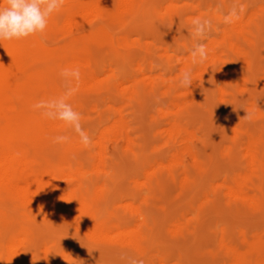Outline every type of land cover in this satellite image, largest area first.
I'll list each match as a JSON object with an SVG mask.
<instances>
[{
    "label": "rangeland",
    "instance_id": "1",
    "mask_svg": "<svg viewBox=\"0 0 264 264\" xmlns=\"http://www.w3.org/2000/svg\"><path fill=\"white\" fill-rule=\"evenodd\" d=\"M142 1L140 8L122 13L118 6L116 8L114 0H111L112 11L123 23L126 22V25L123 27L113 25V28L115 27L112 31L114 41L106 45H92V61L104 67L106 72L114 70L118 81L128 78L129 83H126L128 87L122 86L121 88H125L124 92L106 96H99L91 91L85 92L82 105H74V100L72 101L71 96L69 97L68 102L73 109L81 113L82 126L92 139L91 146L85 147L80 142L79 136L65 124V128L57 134L69 135V141L56 143L54 149H48L52 144L44 141L36 164L49 167L84 168L83 171L89 174L83 177L84 182L93 179L98 187H106L103 188L101 204L98 203L95 208L97 218L109 224H115L119 218H133L150 241L148 254L144 256L133 254L129 249L103 237L94 241L89 240L87 236L71 228L64 217L48 216L36 209L18 206L6 198H0V215L6 219L10 216L7 220L9 239L22 233L27 235L29 245L26 249L25 247L21 249L29 253L25 257V262L34 264L63 262L64 264H141V262L142 264H230L226 255V245L242 249L243 252L252 251L254 248L251 246L258 247V250L264 253V207L239 205L235 199L227 195L229 187L226 186L228 182L230 183L228 185L233 187L235 181L242 177L252 179L251 181L254 182L261 181L263 185L258 192L264 201V172L262 169L253 171V169L250 170L251 167H248L250 166V149L255 144L264 142V36H262L264 35V0H226L225 5L221 6V9L226 11L225 15L219 14V0H173L177 1L175 2L177 4L172 0ZM236 4L239 8L242 7L241 10H235ZM70 5L71 0H65L64 6L49 18L48 31L43 37L37 34L45 49H59L72 37L80 34L87 36L92 31L84 27L78 28L76 32L69 30L66 23L73 18L70 15ZM253 8L254 11L251 10ZM242 10L246 13L240 14ZM172 11L176 14L173 15ZM232 12L238 16L246 15V17L243 16L244 21L251 15L257 14L259 27L256 24V40L253 46L244 44L248 51L245 55L248 66L236 58L224 44L218 47L224 59L218 64L220 69L235 66L239 78L242 76L247 78L248 83L238 84L223 94L221 92L223 82L220 79H213L210 82L194 80L193 83L196 86L193 88V96L181 97L187 106L179 110L177 107L173 109L172 107L176 106L175 103L180 97L178 99L176 96L175 99L163 93L166 92L167 86H174L178 82L177 77L180 76L178 68L180 64L174 67L171 56L191 55L190 50L195 43L191 33L193 21L197 19L210 21V28L203 40L206 46L213 41L221 42L224 32L231 27V23H225V17ZM173 16L179 18L171 22L168 18ZM87 19L92 20L94 26L92 29L103 22L98 17ZM122 39H125V46L121 48V45H116L115 42ZM123 49L129 52L135 51L137 59L134 63L121 62L119 57L120 53L124 52ZM48 62L43 57H37L31 61L28 69L33 80L40 82L39 94L51 91L58 85L63 87L62 92L67 91L69 85L60 74L62 70H55L49 74L46 68ZM137 66H142L146 74L151 72L147 75L157 81L163 75L167 83L162 86L161 91L145 92L142 98L136 101L130 96L135 84L140 82L142 85H148ZM61 91L57 92L55 97L63 95L64 92ZM177 92L179 96L180 92L183 95L187 91L179 89ZM157 102H159L158 105H156ZM114 105L118 106V110H122L129 131L137 140L134 151H141V156L135 157L129 151L119 149L117 170H111L108 174H99L89 169L88 162L91 159L92 150H97L95 142L102 128L105 129L118 119ZM247 113L249 118H245ZM173 121H177L179 134L177 139L171 140L166 130L172 126ZM191 134L193 136L190 140L188 137ZM106 148L109 152L108 156H111L114 149L113 143L108 142ZM184 148L191 149L199 155L197 164H194L189 155L184 156L183 169L191 177L189 185L170 182L163 184L160 188L152 189L150 186L154 176L150 174L156 169L154 161L159 160L158 163L168 164L172 156L184 151ZM191 163L193 165H190ZM72 172L74 173L71 170L70 173ZM141 179H144L145 183ZM78 182L70 181V187L74 188L76 184H79ZM87 194L90 199L97 196L94 188L87 187ZM148 194H150L149 202L147 206H144L143 201ZM131 207H139L143 212L140 216H132L129 212ZM139 218L145 225L139 222ZM220 243L224 244V248L219 245ZM52 252H57L60 256L64 254L65 257L62 260L58 257L49 262L45 258ZM259 263H264V255L258 256L250 264Z\"/></svg>",
    "mask_w": 264,
    "mask_h": 264
},
{
    "label": "bare ground",
    "instance_id": "2",
    "mask_svg": "<svg viewBox=\"0 0 264 264\" xmlns=\"http://www.w3.org/2000/svg\"><path fill=\"white\" fill-rule=\"evenodd\" d=\"M110 1L111 0H71L70 15H72L73 18L69 23H66L69 30L76 32L78 28L80 29L81 27H84L85 29L88 28V30L91 29L92 31L89 32L87 36L80 34L72 37L59 49H45L42 40L38 39L37 35L21 40L0 41V198H6L11 201V203L18 206L36 209L48 216L54 215L64 217L71 228L81 232L87 236L89 240L94 241L103 237L129 249L133 254L144 256L148 254L147 252L150 241L148 240L147 235L141 231L142 228L139 225H136L133 218H119L115 224H109L104 220H99L97 218L95 208L102 200L101 197L104 195L103 188L106 187H98V184L93 179L84 182L83 177L87 174L86 171H83L84 168L73 166V168L49 167L36 164L37 156H39V152H41L40 148L42 143L44 141L51 142L52 145L48 149H54L56 143H53V138L59 135L57 134L58 131L64 129L65 124L58 120L47 119L41 115L40 111L33 109L32 106L38 101L55 98L56 93L60 92L63 87H60L61 85H56L57 87L53 88L51 91H45L43 94H39V89L41 87L40 82L34 81L32 74L28 72L32 60L37 57L47 59L49 62L48 67L46 68L50 72L49 74H52L55 70L67 69L69 73L72 69L78 68L80 70L79 81L70 74L66 77L64 76L66 84L69 85L68 90L75 89L74 93L71 95L72 101L74 100V105H82L84 100L83 94H85V92L89 93L88 91H91V93L99 94V96H106L107 94L111 95L116 92H124L125 88H121L122 86L128 87V84H126L128 78L118 81L114 75V70L106 72L104 67L100 66L95 61H92V45H106L108 42L114 41L112 31H114L115 27L113 28V25H119V27L126 25V22L123 23V21L116 16V13L112 11ZM142 2V0H114L116 8L118 6V9H121L122 13H127L140 8L143 4ZM172 2L175 3L177 1L172 0ZM218 2L220 5L218 8V10L220 9L219 14L225 15L226 11L221 9V6L225 5L226 0H219ZM4 3L5 0H0V6H3ZM240 8L238 7V4L235 5V10H241ZM251 10L254 11V8ZM262 10L260 12H262ZM172 12L173 15L176 14L175 11ZM241 12L242 13L240 14L246 13L245 10H242ZM243 16L246 17V15H242L238 16V18H232L231 27L224 32L221 42L211 40L213 42L208 43L209 45L206 46L208 56L206 62L203 64L193 66L191 55L188 57H181L179 54V56H171V62L174 67H177L180 64L178 67L180 70V76L177 77L178 82H176L174 86H167L166 92L163 93L170 95L172 98L175 97V99L176 96L177 98L180 97V99L178 98L180 101L178 100L177 103H175L173 99L176 105L175 107H172L173 105L171 106L173 109L176 107L178 110L185 108V106H187L186 102H183L181 97L184 98V96L192 95L194 93L193 88L196 84L193 83L190 87H182L180 85L182 74L186 71L191 70L193 81L204 80L205 82H210L213 79H220L223 82V85L221 86V92L223 94H226L229 89L231 90V88L238 84L248 83L247 78L243 76L239 78L235 66L220 69L218 64L224 60L223 56L218 51V47L224 44L236 58L241 60L245 66H248V63L245 62V55L248 51H246L244 44L253 46L255 43L257 14L251 15L246 21L243 20ZM96 17L102 19L103 22L92 29V27H94L93 22L87 18L92 19ZM178 18V16H173L168 19L171 22H174ZM47 29L48 28H46L45 33L48 31ZM262 36L264 35L262 34ZM129 41H131V39ZM146 41H148L147 38ZM115 43L116 45H121L120 47L122 48L125 46V39L118 40ZM127 51L124 50V52L120 53L119 58L121 62L134 63L137 59V54L134 53L135 51ZM142 66L137 67H139V71L142 73V77L147 81L148 85H142L139 81V83L135 84V88L130 92V96L136 101L141 99L145 92L156 93L161 91L162 86L167 83L163 75H160L161 77H159V81L155 80L152 76H149V73L151 72H148L147 74L149 75H147L144 72V69H142ZM170 78L173 77L170 76ZM261 78L262 77H260V79ZM179 89H185L187 92L183 93V95H181L180 92V95L178 96L177 91ZM205 91H207V89H205ZM158 103L159 102H157L156 105H158ZM114 108L117 110L118 119L105 129L102 128L103 130L100 131L98 140L95 142L97 150H92V156L88 162L89 169L95 173L108 174L111 170H117L119 149L129 151L135 157L141 156V151H134L137 140L133 138L134 135L130 133L127 125L128 123L122 110H118V106L115 105ZM98 116L101 118L100 114H98ZM177 125V121H173L172 126L166 130L167 136L171 140L177 139L178 137L179 131ZM60 135L69 136L67 134ZM192 136L193 135L191 134L188 138L191 140ZM108 142H112L114 145L111 156H108L109 152L106 150L109 146L108 145L106 148ZM263 143L255 144L250 149V166H248L251 167L250 170L253 169V171H256V169H262V172H264ZM191 145H193L192 142ZM185 155L192 157L194 164L198 163L199 155L195 154L191 149H185L184 151L173 155L168 164L158 163L159 160H155L154 163H156V169L150 174L154 176L150 187L152 189L160 188L163 184L170 182H180L181 184H186L188 186L191 177H189L188 172L183 169ZM190 165L193 164L191 163ZM71 170L74 171V173H70ZM258 173H261V171ZM72 180L79 181V184L75 183L76 185L74 188H71L69 184ZM141 180L145 183L144 179ZM251 180L243 177L239 178L235 181L233 187H231L232 185H228L230 183L227 182L226 186L229 187L227 195L235 199L239 205L250 207L257 206L262 208L264 207V201L258 191H261L263 183L258 180L255 182ZM218 183L220 184V182ZM224 184H226V182H224ZM87 187L94 188L95 192H97V196H95L94 199L89 198ZM179 187H181L180 184ZM149 195L150 194L146 195V198L143 201L144 206H147L149 202ZM7 203L9 204V202ZM129 210L128 211L132 216H140L141 212H143L139 207H131ZM9 217L6 219L0 215V264H34L32 262H25V257L29 253L25 250L21 251V249L24 247L26 249V246L29 245L26 233L19 234L15 238L9 239V225L7 221L10 219ZM139 219V222L142 223V219ZM219 245H221V243ZM223 245L224 244L221 246L223 247ZM251 247L254 248L252 251L243 252L241 251L242 249L239 250L237 248L227 247L226 245V255L230 264H250L258 256L260 257L261 255H264L263 251L258 250V247ZM49 254L46 258L44 257L49 262H52L58 257L61 258V260L65 257L64 254V256H60L57 252ZM61 264H64V262Z\"/></svg>",
    "mask_w": 264,
    "mask_h": 264
},
{
    "label": "clouds",
    "instance_id": "3",
    "mask_svg": "<svg viewBox=\"0 0 264 264\" xmlns=\"http://www.w3.org/2000/svg\"><path fill=\"white\" fill-rule=\"evenodd\" d=\"M64 3L65 0H5L3 6H0V41L21 40L37 34L43 37L49 18L53 13L58 12ZM233 17L238 18L235 12L225 17V23H231ZM209 28L210 21L208 20L193 21L191 35L195 43L190 50L193 66L203 64L207 60L208 53L203 40L206 38ZM60 74L65 77L70 74L77 81L80 79L78 68L72 69L70 73L64 69ZM192 84L191 70L184 72L180 85L190 87ZM74 91L75 89H69L59 97L40 100L32 107L34 110L40 111L45 118L66 124L79 136L80 142L85 147H89L92 144V139L82 126L81 113L75 111L68 102ZM245 118H249L248 113ZM69 139L66 135H58L53 138V143H66Z\"/></svg>",
    "mask_w": 264,
    "mask_h": 264
}]
</instances>
